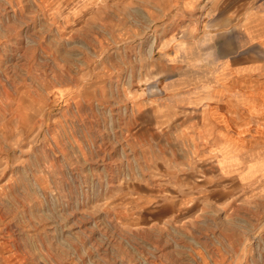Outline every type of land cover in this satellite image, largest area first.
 I'll list each match as a JSON object with an SVG mask.
<instances>
[{"label":"rangeland","instance_id":"374dc122","mask_svg":"<svg viewBox=\"0 0 264 264\" xmlns=\"http://www.w3.org/2000/svg\"><path fill=\"white\" fill-rule=\"evenodd\" d=\"M185 1L0 0V264H264V136L241 179L136 119Z\"/></svg>","mask_w":264,"mask_h":264},{"label":"crops","instance_id":"0c3cea01","mask_svg":"<svg viewBox=\"0 0 264 264\" xmlns=\"http://www.w3.org/2000/svg\"><path fill=\"white\" fill-rule=\"evenodd\" d=\"M194 3L186 0L183 8L191 11L197 5L200 23L188 29L192 34L159 44L157 70L137 89L136 119L164 135L199 143V151L184 155L193 161L187 164L189 172L202 161L206 142L214 151L203 153L218 161L219 175L241 178L246 166L255 164L248 153L245 165H239L242 144L264 136V0L240 6L235 0Z\"/></svg>","mask_w":264,"mask_h":264},{"label":"bare ground","instance_id":"6f19581e","mask_svg":"<svg viewBox=\"0 0 264 264\" xmlns=\"http://www.w3.org/2000/svg\"><path fill=\"white\" fill-rule=\"evenodd\" d=\"M21 117L24 119V116H23V114L21 115ZM23 119H22V121H24V122H25V119H24V120H23Z\"/></svg>","mask_w":264,"mask_h":264}]
</instances>
